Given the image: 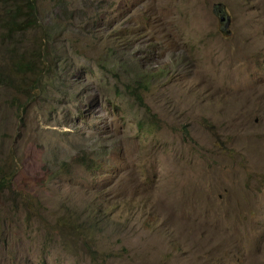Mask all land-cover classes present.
I'll return each mask as SVG.
<instances>
[{
    "label": "rangeland",
    "instance_id": "rangeland-1",
    "mask_svg": "<svg viewBox=\"0 0 264 264\" xmlns=\"http://www.w3.org/2000/svg\"><path fill=\"white\" fill-rule=\"evenodd\" d=\"M27 1L0 0V264H264V0Z\"/></svg>",
    "mask_w": 264,
    "mask_h": 264
},
{
    "label": "trees",
    "instance_id": "trees-1",
    "mask_svg": "<svg viewBox=\"0 0 264 264\" xmlns=\"http://www.w3.org/2000/svg\"><path fill=\"white\" fill-rule=\"evenodd\" d=\"M27 6H28V14H29V23L36 26L39 25V19L37 18V16L35 15L36 12V8L34 5L33 0H28L27 1ZM21 11V8L18 6L16 9V12L19 13ZM8 25H5L2 27V29L6 30L3 35V37L5 36H9L8 31L10 30H16L17 29V24H13V23H7ZM134 97L138 100H140V96L134 92ZM10 167H7V165L4 164H0V194H3L5 192V190L7 192H9L10 188ZM1 197V195H0ZM90 214L87 215V218H90ZM73 225L75 226V228L77 230H79V232H83L85 230H87V226L86 224H80V223H75L73 222Z\"/></svg>",
    "mask_w": 264,
    "mask_h": 264
},
{
    "label": "clouds",
    "instance_id": "clouds-1",
    "mask_svg": "<svg viewBox=\"0 0 264 264\" xmlns=\"http://www.w3.org/2000/svg\"><path fill=\"white\" fill-rule=\"evenodd\" d=\"M221 11H223L224 13L222 14ZM218 15H219V19L221 17V18H224V19L228 20V17L225 15V11L223 9H219L218 10ZM44 64H45V66H46V68L48 70V68H49L48 64L47 63H44Z\"/></svg>",
    "mask_w": 264,
    "mask_h": 264
},
{
    "label": "water",
    "instance_id": "water-1",
    "mask_svg": "<svg viewBox=\"0 0 264 264\" xmlns=\"http://www.w3.org/2000/svg\"><path fill=\"white\" fill-rule=\"evenodd\" d=\"M221 13L223 14L224 12L221 11ZM220 20H223L225 24H227V22H228V20H226V19H224V18H221V17H220Z\"/></svg>",
    "mask_w": 264,
    "mask_h": 264
}]
</instances>
